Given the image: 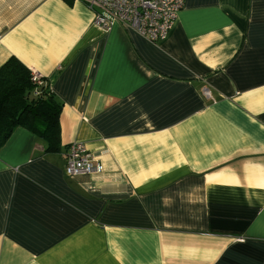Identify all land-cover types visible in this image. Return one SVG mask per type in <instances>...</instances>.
<instances>
[{
    "label": "crops",
    "instance_id": "crops-1",
    "mask_svg": "<svg viewBox=\"0 0 264 264\" xmlns=\"http://www.w3.org/2000/svg\"><path fill=\"white\" fill-rule=\"evenodd\" d=\"M61 103L0 147V264H264V0H184L149 40L77 0H0V66ZM81 141L101 172L67 176Z\"/></svg>",
    "mask_w": 264,
    "mask_h": 264
},
{
    "label": "built area",
    "instance_id": "built-area-1",
    "mask_svg": "<svg viewBox=\"0 0 264 264\" xmlns=\"http://www.w3.org/2000/svg\"><path fill=\"white\" fill-rule=\"evenodd\" d=\"M94 15V23L104 31L114 24L130 28L155 41L164 38L171 29L184 0H77ZM31 81L37 86L44 83L42 75L30 70ZM37 94V91L35 92ZM102 165L85 144L72 141L64 153V172L67 176L101 172Z\"/></svg>",
    "mask_w": 264,
    "mask_h": 264
},
{
    "label": "trees",
    "instance_id": "trees-1",
    "mask_svg": "<svg viewBox=\"0 0 264 264\" xmlns=\"http://www.w3.org/2000/svg\"><path fill=\"white\" fill-rule=\"evenodd\" d=\"M60 111L61 103L49 85L36 87L30 70L17 58L12 56L0 66V147L20 126L41 139L45 151H58Z\"/></svg>",
    "mask_w": 264,
    "mask_h": 264
}]
</instances>
